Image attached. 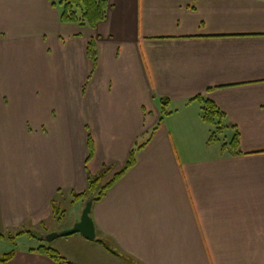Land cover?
Returning a JSON list of instances; mask_svg holds the SVG:
<instances>
[{"label":"crops","instance_id":"0c3cea01","mask_svg":"<svg viewBox=\"0 0 264 264\" xmlns=\"http://www.w3.org/2000/svg\"><path fill=\"white\" fill-rule=\"evenodd\" d=\"M77 63L88 162L73 113L49 102L65 75L76 82ZM198 94L225 114L218 141H208L215 127ZM150 132L135 164L92 202L93 240L17 235L57 231L46 222L52 202L76 206L71 227L87 175L109 167L107 178ZM236 132L241 154L232 155L222 144ZM0 235V254L15 246L0 264H58L29 250L39 245L75 264H264V0H109L95 28L62 23L49 0H0ZM22 238L30 242L18 247Z\"/></svg>","mask_w":264,"mask_h":264},{"label":"trees","instance_id":"16d2710c","mask_svg":"<svg viewBox=\"0 0 264 264\" xmlns=\"http://www.w3.org/2000/svg\"><path fill=\"white\" fill-rule=\"evenodd\" d=\"M52 6H57L60 11V21L62 23H76L81 27H89L95 28L100 22L106 19L108 8H109V0H49ZM86 55L91 63V71L90 75L96 68L98 53L96 49V40L93 37H90L86 43ZM194 99L199 100L201 105V118L204 122L214 126V130L210 133L208 141H218V133L222 132V124L221 120L224 118L225 114L220 111L217 105L208 98H203L200 94L196 95ZM160 102L162 104V110L164 114H167L164 110V107L168 103V98L161 97ZM154 130V129H153ZM151 133H149L147 139L142 143H137L134 148L128 154V157L125 163L117 170H115L107 179L105 176L110 172V168L107 167L102 173H98L96 175H87V184L84 190L80 192H73L74 200H89L98 201L100 200L106 190L110 188L118 179H120L124 173L130 169L136 161V151L143 147V145L149 140L151 137ZM86 143H87V158L86 162H88L94 154V142L90 132H87L86 135ZM230 147V153L232 155L241 154L239 150V136L236 132L234 136L229 141V144L223 143L222 149L226 147ZM52 210L53 213L61 212L60 207L52 202ZM28 234L31 237L39 238L40 234H36L31 232L30 230H22L17 233V235ZM1 236V235H0ZM14 240V238L11 236ZM97 241L101 242L100 239ZM30 251L40 252L58 264H75L74 262L68 260L66 257L61 255L55 248L50 245H39L35 248H30ZM15 254V250L12 249L6 253L0 254V263H5L9 261Z\"/></svg>","mask_w":264,"mask_h":264},{"label":"rangeland","instance_id":"374dc122","mask_svg":"<svg viewBox=\"0 0 264 264\" xmlns=\"http://www.w3.org/2000/svg\"><path fill=\"white\" fill-rule=\"evenodd\" d=\"M93 33H95V30H93ZM65 56L63 54H61L60 61H61V65L62 66L70 65V63L72 62L68 58V53H66ZM83 73H84V69L82 68V65L80 63H77L76 74L74 75L75 78H76V82H71V84H68L69 81H72L73 77L69 76V75H65L64 76V79H65V82H66L64 84L65 90L62 88V91H59L60 87L58 86L55 90L51 91V97H52L53 100H49L51 106H52L53 103L55 104V106H54L55 109L57 108V104H60L58 109L59 110H63L64 114L67 115L68 113H73L71 115L72 116L71 117V124L73 126H77L78 156H79V154L81 152L82 143H84L86 141V139L84 141V134H83V126H84V123H85L84 122L85 121V113H84V105H83L84 104V99L80 98L78 96V92L76 91V88H78V86H79L80 77L83 75ZM46 93H47L46 91H43V92L39 91V93L37 94V99H39V98H44L45 99ZM43 104H44L46 109H49V110H51V108L53 109V107L48 105L47 101H43ZM89 124H90L91 129L93 128V131H95V129H97V127L100 126V124L94 123L92 121H89ZM118 125L119 124H116V122H106V123L102 124V126L105 127L104 128L105 131H107L109 134L117 131L118 130ZM212 142H214V141H212ZM84 147H85V145H84ZM109 176H107V178ZM107 178L105 176V179H107ZM75 208H76V206H72L71 204H68L65 207H62L60 209V210H62L61 212H57V213L52 215V219L54 218L53 219L54 221L51 222V219H49V218H48V220H46V222L48 223V226L50 225V223L51 224L54 223L55 224L54 228L57 231H61V230L67 229V227L73 221L74 209ZM60 218H61V220H60ZM44 234H46V233H44ZM40 235H42V234H40ZM65 238H67V237L63 236V237H57V238H55L53 240H62V239H65ZM17 242L18 243H16V245H18V247H21L22 245L27 244L30 241L28 242L27 238H22V239H18ZM13 247H15L14 243L12 244L10 242L8 244V247L3 248L2 251H6L7 252L10 249H12Z\"/></svg>","mask_w":264,"mask_h":264},{"label":"water","instance_id":"95a60500","mask_svg":"<svg viewBox=\"0 0 264 264\" xmlns=\"http://www.w3.org/2000/svg\"><path fill=\"white\" fill-rule=\"evenodd\" d=\"M92 202V199H89L85 202L79 220L74 222L71 227L61 231H52L46 234H42L40 235V238L49 242L57 237L69 236L72 234L79 233L84 238L88 240H93L95 238V229L93 221L90 217Z\"/></svg>","mask_w":264,"mask_h":264}]
</instances>
